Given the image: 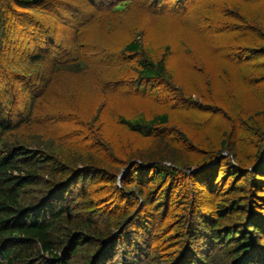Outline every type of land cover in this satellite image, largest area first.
Instances as JSON below:
<instances>
[{"label": "rangeland", "instance_id": "obj_1", "mask_svg": "<svg viewBox=\"0 0 264 264\" xmlns=\"http://www.w3.org/2000/svg\"><path fill=\"white\" fill-rule=\"evenodd\" d=\"M57 2L62 7L36 14L66 49L77 50L73 32L81 25L86 49L80 50L89 66L80 74L59 73L41 98L45 110L38 128L30 131L61 133L105 164L87 184L101 210L137 212L143 198L118 195L111 179L117 176L116 187L124 189L121 176L134 162L151 167L145 175H127L126 186L158 198L153 206L163 208L157 220L163 222L158 244L164 253L187 244L191 215L196 220L191 234L201 238L209 232L203 224L231 206L240 210L223 226L249 229L253 220L264 231V0H132L134 9L123 15L96 9L88 0ZM133 39L159 53L169 47L173 81H136L138 58L123 53ZM62 90L65 101L57 103L55 93ZM137 114H170L171 124L150 136L134 134L120 118ZM155 170L169 174L153 183ZM261 241L264 257V236Z\"/></svg>", "mask_w": 264, "mask_h": 264}, {"label": "trees", "instance_id": "obj_2", "mask_svg": "<svg viewBox=\"0 0 264 264\" xmlns=\"http://www.w3.org/2000/svg\"><path fill=\"white\" fill-rule=\"evenodd\" d=\"M88 1L96 9L112 8V14H129L134 9L132 0H115L114 5ZM62 4L57 0H0V264H264L261 222L252 220V231L222 224L240 210L237 206L203 224L209 232L201 238L191 234L196 229L191 215L187 244L164 253L158 244L163 222L157 220L163 208L153 206L158 198L145 189L135 194L126 186L127 175H145L150 165L130 162L121 176L124 189L116 187L117 176L111 178L118 195L126 191L130 201L137 195L143 198L137 212H103L87 184L105 164L97 162L89 147L72 144L61 133L50 137L41 130L30 131L33 126L38 128L45 110H40L41 98L55 86L59 73L80 74L89 66L90 58L80 50L86 49L81 25L73 32L72 45H78L77 50L66 49L55 40L47 21L36 14L38 9ZM167 52L169 47L159 53L133 39L124 45L123 53L137 56L135 79L150 84L173 81ZM66 93L57 91L56 102L65 101ZM120 123L134 134L150 136L155 128L168 127L171 115L150 118L137 114L121 117ZM78 163L84 165L82 169ZM172 172L174 183L177 172ZM168 174L155 170L153 183Z\"/></svg>", "mask_w": 264, "mask_h": 264}]
</instances>
